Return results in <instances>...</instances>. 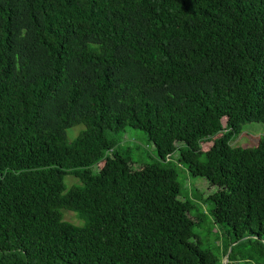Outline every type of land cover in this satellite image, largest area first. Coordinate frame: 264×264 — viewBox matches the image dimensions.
Returning <instances> with one entry per match:
<instances>
[{
    "label": "trees",
    "instance_id": "16d2710c",
    "mask_svg": "<svg viewBox=\"0 0 264 264\" xmlns=\"http://www.w3.org/2000/svg\"><path fill=\"white\" fill-rule=\"evenodd\" d=\"M251 123L264 0H0V264H217L190 240L177 151L217 188L215 223L264 239V137L233 144ZM129 127L163 163L132 168L117 151Z\"/></svg>",
    "mask_w": 264,
    "mask_h": 264
},
{
    "label": "rangeland",
    "instance_id": "374dc122",
    "mask_svg": "<svg viewBox=\"0 0 264 264\" xmlns=\"http://www.w3.org/2000/svg\"><path fill=\"white\" fill-rule=\"evenodd\" d=\"M84 130V126H78L68 131L70 141L75 140ZM264 137V124H246L243 133L234 141L235 147L256 148L260 139ZM121 143L117 151L130 157L131 166L135 170H142L146 165L159 161L158 152L155 144L149 139L148 135L134 128H127L120 136ZM192 141L202 146L203 152H207L212 146L213 141L205 142L199 137H194ZM178 147H182L181 144ZM171 166L178 173V180L181 185L180 200L190 202L193 209L190 217L196 220L191 241L198 243L203 250L213 253L217 264H264V239L253 238L251 242H235L233 232L227 225L215 223L211 216L214 208L210 197L217 191L209 182L200 176L192 175L187 167L180 161V152L177 151L170 159ZM100 165L94 170L99 171ZM66 185L70 188L74 185H81L80 181L72 176L65 179ZM64 220L77 227H83L84 221L71 211H63ZM241 243V246L238 245ZM248 259L247 257H251ZM244 256L246 260L241 257Z\"/></svg>",
    "mask_w": 264,
    "mask_h": 264
}]
</instances>
